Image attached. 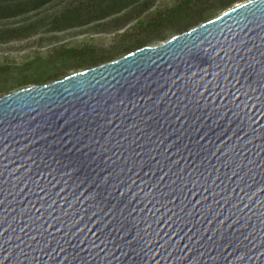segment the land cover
Segmentation results:
<instances>
[{
  "label": "water",
  "instance_id": "95a60500",
  "mask_svg": "<svg viewBox=\"0 0 264 264\" xmlns=\"http://www.w3.org/2000/svg\"><path fill=\"white\" fill-rule=\"evenodd\" d=\"M0 264H264V0L1 96Z\"/></svg>",
  "mask_w": 264,
  "mask_h": 264
},
{
  "label": "trees",
  "instance_id": "16d2710c",
  "mask_svg": "<svg viewBox=\"0 0 264 264\" xmlns=\"http://www.w3.org/2000/svg\"><path fill=\"white\" fill-rule=\"evenodd\" d=\"M157 1L0 0V44L26 39L42 28L51 32L65 31L96 23L94 27L99 29L96 32H105L123 29L132 23L116 34L120 42L109 50H97L90 45L82 48L55 45L45 56L39 55L17 67L15 72L3 74L5 82L0 86L9 93L23 85L57 80L68 68L88 66L87 69L112 61L117 52L128 50L129 53L150 45L155 39H164L169 31H187L216 17L214 13L218 8L228 9L242 0H174L171 7H160L153 12ZM56 5L59 9H53ZM40 13H44L42 17H35ZM192 14L193 18L188 19Z\"/></svg>",
  "mask_w": 264,
  "mask_h": 264
},
{
  "label": "rangeland",
  "instance_id": "374dc122",
  "mask_svg": "<svg viewBox=\"0 0 264 264\" xmlns=\"http://www.w3.org/2000/svg\"><path fill=\"white\" fill-rule=\"evenodd\" d=\"M174 0H158L155 6L152 8L153 12H155L158 8H168L173 5ZM246 0H242L239 2H235L231 5L234 6L240 2H244ZM59 5H56L53 9H59ZM227 9L218 8L214 16L221 14L223 11ZM44 13H40L35 16L37 18L42 17ZM193 18V14L188 16V19ZM109 20V19H107ZM200 22L199 24H201ZM198 24V25H199ZM132 25V23H130ZM128 25L127 27H129ZM96 26V23L91 25H85L81 27L67 29L65 31H48L46 28H42L37 34H34L26 39L14 40L7 43L0 44V85L4 84V80L2 75L5 73H13L16 71L17 67H21L26 63L33 61L37 56H45L50 48L55 45L64 44L68 47H79L82 48L84 46L90 45L96 48L97 50L105 49L109 50L111 46L114 44H118L120 39L117 38L116 34H119L126 30L127 27L123 29H119L116 31H112L111 29L105 32H96L99 30ZM180 33L179 31H169L166 33L164 39H155L151 42L150 45H158L160 43L165 42L172 36ZM128 41H126L127 43ZM131 50L134 47L130 48ZM128 50H123L117 52L113 55V60L118 59L124 56ZM88 66L76 67V68H68L66 72L60 76L62 78L65 75L84 70ZM59 78V79H60ZM31 84L23 85L21 87H17L12 91H15L19 88L30 86ZM8 93L6 90H3L0 86V97L4 94Z\"/></svg>",
  "mask_w": 264,
  "mask_h": 264
}]
</instances>
